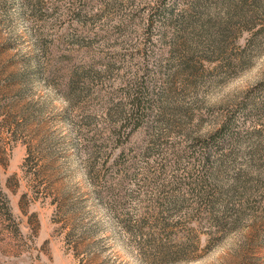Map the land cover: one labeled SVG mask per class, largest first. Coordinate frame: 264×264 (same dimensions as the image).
Wrapping results in <instances>:
<instances>
[{
	"label": "rangeland",
	"instance_id": "374dc122",
	"mask_svg": "<svg viewBox=\"0 0 264 264\" xmlns=\"http://www.w3.org/2000/svg\"><path fill=\"white\" fill-rule=\"evenodd\" d=\"M160 1L0 0V264H264V0Z\"/></svg>",
	"mask_w": 264,
	"mask_h": 264
},
{
	"label": "trees",
	"instance_id": "16d2710c",
	"mask_svg": "<svg viewBox=\"0 0 264 264\" xmlns=\"http://www.w3.org/2000/svg\"><path fill=\"white\" fill-rule=\"evenodd\" d=\"M191 2H192V7L193 8H196L197 7V4H198V1L197 0H190ZM258 2V1H257ZM160 3L161 4H159V7H157V9H156V11L158 10V12H159V14H161L162 16H163V18L164 19H167V20H169V22L172 24V25H174V28H175V26H176V32L178 31V30H181V28L183 29V28H185V26H182L181 25V20H183L182 19V17H183V15L181 14V12L180 13H178V12H174V7H175V2H174V0L173 1H171V0H162V1H160ZM261 6V5H260ZM262 7V6H261ZM264 9V8H263ZM195 11V10H194ZM194 13H196V11L194 12ZM192 13H190V14H188V17L190 18V15H191ZM194 21V20H193ZM190 22H192V21H190ZM189 22V23H190ZM195 22L196 21H194L192 24H195ZM178 24H180L179 26L180 27H178ZM200 26H202V24H200ZM202 31H205V29H202ZM176 32H174V33H176ZM173 32H172V34H174ZM179 37H182L180 34H174L173 36H172V42H177L178 41V38ZM187 46V45H186ZM186 48H188V47H186ZM225 124H226V122H224L223 124H222V128L225 126ZM219 130V129H218ZM218 130H216V132H218ZM211 138H212V136H211ZM211 141V143H215V140H213V139H211L210 140ZM210 143V142H209Z\"/></svg>",
	"mask_w": 264,
	"mask_h": 264
}]
</instances>
